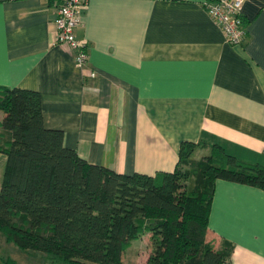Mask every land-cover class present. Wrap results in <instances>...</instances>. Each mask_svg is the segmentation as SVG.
Wrapping results in <instances>:
<instances>
[{
	"label": "crops",
	"instance_id": "0c3cea01",
	"mask_svg": "<svg viewBox=\"0 0 264 264\" xmlns=\"http://www.w3.org/2000/svg\"><path fill=\"white\" fill-rule=\"evenodd\" d=\"M205 1L88 0L74 30L87 54L81 68L55 41L54 3L0 0V86L38 91L45 127L119 173L172 171L182 141L264 167V0L244 2L237 45ZM6 158L0 151V185ZM144 238L125 262L147 264ZM206 240L233 245L222 264H264V185L217 179Z\"/></svg>",
	"mask_w": 264,
	"mask_h": 264
},
{
	"label": "trees",
	"instance_id": "16d2710c",
	"mask_svg": "<svg viewBox=\"0 0 264 264\" xmlns=\"http://www.w3.org/2000/svg\"><path fill=\"white\" fill-rule=\"evenodd\" d=\"M0 112V231L51 264H129L125 248L145 234L147 264H222L233 245L206 240L215 181L264 185V167L218 144L196 158L201 144L182 141L175 168L155 175L89 163L45 127L36 90L0 86Z\"/></svg>",
	"mask_w": 264,
	"mask_h": 264
},
{
	"label": "built area",
	"instance_id": "2783aa9c",
	"mask_svg": "<svg viewBox=\"0 0 264 264\" xmlns=\"http://www.w3.org/2000/svg\"><path fill=\"white\" fill-rule=\"evenodd\" d=\"M88 0H54L57 29L55 41L66 44L74 55L77 67H83L87 54L84 43L75 38L74 30L81 24V13ZM246 0H207L205 9L211 19L220 26L229 44L237 45L243 41L245 28L242 19V6ZM94 76V73L90 74Z\"/></svg>",
	"mask_w": 264,
	"mask_h": 264
},
{
	"label": "rangeland",
	"instance_id": "374dc122",
	"mask_svg": "<svg viewBox=\"0 0 264 264\" xmlns=\"http://www.w3.org/2000/svg\"><path fill=\"white\" fill-rule=\"evenodd\" d=\"M200 156L201 154H198L195 157L199 158ZM3 239L4 235L0 231V257L10 258L14 260L16 264H42L44 260H47V254L43 252L22 250L12 241L5 242ZM143 240H147L144 238V235L134 240V245L133 243H130V245L125 248L124 252L126 261H132L131 259H135L132 257H136L138 253H141V249L143 250L146 247V241Z\"/></svg>",
	"mask_w": 264,
	"mask_h": 264
}]
</instances>
